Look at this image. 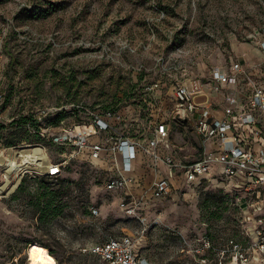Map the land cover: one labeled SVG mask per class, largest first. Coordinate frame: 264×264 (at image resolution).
Wrapping results in <instances>:
<instances>
[{"label": "rangeland", "instance_id": "rangeland-1", "mask_svg": "<svg viewBox=\"0 0 264 264\" xmlns=\"http://www.w3.org/2000/svg\"><path fill=\"white\" fill-rule=\"evenodd\" d=\"M262 28L264 0H0V151L38 141L26 112L79 104L111 112L139 139L165 121L169 148L159 154L188 164L201 140L172 112V86L231 75L236 61L264 78ZM43 151L58 160L66 149ZM141 151L125 191L106 189L105 161L88 155L57 178H20L6 174L15 154L0 153V264H24L33 250L57 264H103L83 249L124 235L149 264H214L243 226L234 196L219 179H196L153 198L160 164ZM130 196L134 212L120 205Z\"/></svg>", "mask_w": 264, "mask_h": 264}, {"label": "built area", "instance_id": "built-area-1", "mask_svg": "<svg viewBox=\"0 0 264 264\" xmlns=\"http://www.w3.org/2000/svg\"><path fill=\"white\" fill-rule=\"evenodd\" d=\"M261 35L264 37V28ZM260 48L264 49V43ZM257 69L247 73L243 64L236 61L231 64V75L217 69L205 83L190 80L174 84L169 96L168 104L175 117L200 137L202 154L199 159L180 166L170 158L162 159L169 175L156 177L149 187L150 195L166 196L196 179L198 183L219 179L225 184L243 214V226L238 238H229L220 249L214 264H264V78ZM241 80L245 82L243 89ZM222 84L235 86L236 93L223 94V101L217 106L214 97ZM26 116L29 132L38 135L40 141L15 144L0 153L15 154L24 145L43 150L46 144L66 152L58 160L45 156L29 163L15 156L13 168L7 162L11 167L5 169L12 168L10 174L22 170L20 178L27 174L57 178L72 159L88 155L105 161L106 189L125 191L133 184L131 164L139 150L157 160L158 149L169 148V126L165 121H159L147 138L139 139L120 128L111 112H97L79 104L31 110ZM169 176H177V183ZM137 204L138 199L133 196L120 202L129 212H134ZM205 247L209 249L210 243L206 242ZM83 251L103 264H149L127 235L109 237Z\"/></svg>", "mask_w": 264, "mask_h": 264}, {"label": "bare ground", "instance_id": "bare-ground-1", "mask_svg": "<svg viewBox=\"0 0 264 264\" xmlns=\"http://www.w3.org/2000/svg\"><path fill=\"white\" fill-rule=\"evenodd\" d=\"M15 156L20 157L21 160L23 161V163H26V162L29 163L30 161L36 160L38 158H45V153H44V151L42 149H39L38 147H35L34 149H32V148L28 149L27 147H25L23 149L22 148L19 149V151L17 153H15ZM143 156H144L143 152L141 150H139L137 155H136V159L137 158H141L142 159ZM136 159L131 164L132 171L136 168V165H135L136 164ZM156 159H157L158 163L159 162L162 163V155H161V153L159 154V151L156 152ZM2 160H3V158L0 157V161H2ZM3 162L4 161H2L1 163H3ZM10 162L12 163V160L9 161V163ZM9 167H10V165H9ZM11 169H9L6 172V174L9 175V177H10ZM24 264H57V262H56V259L53 256H51V255H49L47 253H44L42 251H39V250H33V251H31L29 253L28 258H27V260L25 261Z\"/></svg>", "mask_w": 264, "mask_h": 264}, {"label": "crops", "instance_id": "crops-1", "mask_svg": "<svg viewBox=\"0 0 264 264\" xmlns=\"http://www.w3.org/2000/svg\"><path fill=\"white\" fill-rule=\"evenodd\" d=\"M249 60H252V62H254L255 60H257V58H250ZM243 61V60H242ZM222 86H224V84H222ZM230 87L229 89H230V94H234V93H236V90H235V86H232V85H227V87ZM213 96H215V94H212ZM222 97H223V94L222 93H218L215 97H214V101H219L220 99H222ZM168 125V124H167ZM169 126V135H170V131H171V127H170V125H168ZM159 149H161V148H159ZM158 149V150H159ZM201 154H202V150H201V147H200V150H199V153H198V157L196 158V159H199L200 157H201ZM140 160H138V158L136 159V167H137V165H142V163H143V158L141 159V158H139ZM194 161V160H193ZM192 162V161H191ZM159 164H160V174H167V175H169V169H168V167H166L163 163H160L159 162ZM134 165V166H135ZM141 169V168H140ZM139 169V170H140ZM133 174V173H132ZM133 176V175H132ZM169 178L171 179V181L173 182V183H177V181H178V177L177 176H169Z\"/></svg>", "mask_w": 264, "mask_h": 264}, {"label": "trees", "instance_id": "trees-1", "mask_svg": "<svg viewBox=\"0 0 264 264\" xmlns=\"http://www.w3.org/2000/svg\"><path fill=\"white\" fill-rule=\"evenodd\" d=\"M35 125V124H34ZM35 135V137L38 139V141H33V142H28V143H30V144H33V143H37V142H39L40 141V139H39V137H38V135H36V134H34ZM15 145V144H14ZM39 246V245H38ZM136 249V248H135ZM48 250V249H47ZM49 251V250H48Z\"/></svg>", "mask_w": 264, "mask_h": 264}]
</instances>
